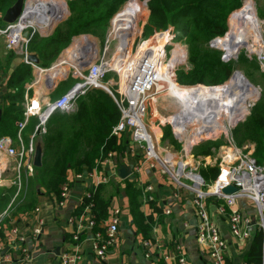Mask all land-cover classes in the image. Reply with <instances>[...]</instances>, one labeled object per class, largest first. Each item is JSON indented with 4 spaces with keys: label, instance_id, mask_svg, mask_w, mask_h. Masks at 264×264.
<instances>
[{
    "label": "built area",
    "instance_id": "built-area-1",
    "mask_svg": "<svg viewBox=\"0 0 264 264\" xmlns=\"http://www.w3.org/2000/svg\"><path fill=\"white\" fill-rule=\"evenodd\" d=\"M29 2L30 0H26L23 12L16 22L0 27V37H4L5 47L21 56L22 61L30 64L36 71L35 77L26 86L27 90L40 84L42 81L40 74L52 69L60 59L59 57L49 67H42L27 59L28 54L31 53L29 42L33 35L39 31L36 26L30 25ZM178 32L168 30L164 33H154L143 43H137L135 51H133L134 43L131 48L125 46L122 54L125 55L126 52V55L120 59V61L123 59L124 63L126 62V66L122 65V71L115 69L112 65L116 52L112 60H106L103 56L95 57L85 70L76 66L73 85L58 98L48 101L44 108L33 106L26 94L24 118L18 123L17 139L13 140L10 136L5 135L0 137V182L11 170L13 172L11 185L16 188L11 204L25 194L26 179L23 171L25 170L27 174L34 172V154L37 146H41L40 140L47 132V122L51 115L55 112H74L78 99L92 88L109 89L112 92L107 81L110 73L115 71L119 75V80L116 83V93L112 94L121 111V117L113 127L111 136L118 142L124 139V136L129 139L130 144L127 147V152L136 158L131 167V172L134 175L139 174L145 167L159 169L179 190L190 195L192 209L197 219L195 224L196 239L200 246L208 250L210 264H227L228 242L222 235L218 223L212 217L209 203H213L217 213L226 219L228 230L235 239L247 242L252 239L254 228L251 223L253 220L256 221V227L262 229L264 234V163H258L254 158L252 144L238 146L235 143L231 135V129L235 124L229 128L228 132H224V144L219 148H213L211 155L198 156V159L195 160L192 154L194 145L192 144L190 148L185 146L186 140L181 134L179 125L176 127L174 125L176 123L164 121L154 114V107L160 101L153 100L155 92L165 81L170 80L168 78L170 73L182 63L181 61L173 66L169 65L170 61L167 62L170 56L174 59V51L178 44L181 45L179 48L181 52L185 50L184 45L176 41ZM174 34H176L174 39H170ZM257 59L258 66L264 70V50L258 54ZM123 71H131V73L123 75ZM109 82H112V79ZM3 85L0 81V95ZM31 117L38 118V123L29 142L26 143L21 134ZM167 125L170 126L175 139L183 144L180 152L174 149L169 139H164L163 129ZM155 127L161 129L160 136L156 135ZM220 133L214 137L218 138L221 136ZM98 163L94 168L84 169L61 184L60 193L56 198L57 207L62 208L66 205L71 188L76 182L86 184L83 201L85 197L89 198V190L92 186L108 184L112 180L119 179L120 159L116 150L106 152ZM208 166H217L219 169L217 177L209 182L200 172L202 168ZM228 185H234L237 190L230 194H224L222 190ZM141 188L143 202H154L155 185L146 183ZM240 199L253 203L256 208V218H252L237 207V202ZM165 212L169 214L172 209L166 208ZM7 213V209L0 213V224L4 221ZM120 216L121 209L112 208L108 218L101 223L100 229L93 231L96 216L91 212L90 205H86L83 214L70 219L74 228L72 247L60 254V264H82L85 255L80 245L82 230L91 231L93 251L96 256L101 259L106 258L117 243ZM183 225L188 227L190 224L184 222ZM40 229L41 226L37 227L34 230V235L40 234ZM25 238V234L20 232L17 225L11 227L8 241L15 246L19 245L18 264H32L33 261L31 250L25 246ZM143 245L145 248L152 246L149 240H145ZM174 251L178 264H189L181 242L175 244ZM146 255L151 256L150 253H146ZM11 260V254L6 251L4 244L0 243V264H8Z\"/></svg>",
    "mask_w": 264,
    "mask_h": 264
},
{
    "label": "trees",
    "instance_id": "trees-1",
    "mask_svg": "<svg viewBox=\"0 0 264 264\" xmlns=\"http://www.w3.org/2000/svg\"><path fill=\"white\" fill-rule=\"evenodd\" d=\"M15 1L0 0V27L5 25L2 20L3 14ZM58 1L63 4L62 0ZM125 1L68 0L69 17L58 24L48 36H41L36 32L29 42V50L38 54L42 67H49L75 36L98 35L99 31L104 33L105 22L110 20ZM142 2L143 4L139 3L147 12V3L146 1ZM126 4L123 10L127 9L134 15L137 23L138 3L135 0H129ZM242 4L243 0L149 1L150 17L145 26L146 36L168 29L170 25H173L188 37L189 60L193 67L191 72L196 84L185 85L176 81L182 90L192 96H198L196 98L200 100L210 94L217 97L220 91L218 88L229 80L228 78L236 67L233 70L232 62L222 60L219 51L205 47L204 44L207 40L218 37L217 40L226 34L227 19L234 11L230 17V30L226 35L231 33L234 18L244 12V4ZM79 40L74 41L73 44ZM15 57H17L16 53L10 50L7 61L10 62ZM17 63L18 65L9 74L5 88H2L0 95V109L2 110L0 137L10 136L13 140L17 139L18 123L24 118L26 92L31 94L30 89H26V84L33 78V67L30 64L25 63L22 59ZM72 81L75 82L74 79ZM66 89L62 86L56 89L53 99L64 94ZM120 117L121 111L114 97L103 88H92L81 96L74 112L53 113L47 122V132L40 140L43 151L42 165L35 168L38 185L48 195L57 198L61 184L71 178L70 172H73L72 176H74L84 169H92L99 164L98 162L106 152L110 150L122 151L126 147L127 140L121 139L118 142L111 136L112 129ZM37 123L36 117H31L26 128L22 131L21 135L26 143L29 142V135L35 130ZM163 132L164 139H169L172 145L176 142L177 144H175L181 147V144L173 136L169 125L164 127ZM231 135L238 146L253 144L254 158L258 163H264V93L250 108L247 116L231 129ZM204 143H209L207 150L209 154L213 152V148L211 149L213 144L215 147L220 144L215 140L202 141L199 144ZM200 172L209 182L217 177L219 169L217 166H208L202 168ZM128 184L133 222L138 232L148 237L153 220L151 216H147L141 211L142 188L135 187L133 183ZM105 185L92 186L89 190V198L85 197L74 212L75 216H79L85 212V206L90 205L91 212L96 216L93 231L100 229L101 223L108 218L110 202L102 194ZM15 190L0 188V213L6 210L4 207L10 201ZM32 194H35L34 189L29 185L26 195L29 197L22 203L23 207L31 209L35 206ZM150 203L155 205L154 202ZM156 209L160 210L158 207ZM263 246V231L256 227L251 246L244 255L245 263L263 264Z\"/></svg>",
    "mask_w": 264,
    "mask_h": 264
},
{
    "label": "crops",
    "instance_id": "crops-1",
    "mask_svg": "<svg viewBox=\"0 0 264 264\" xmlns=\"http://www.w3.org/2000/svg\"><path fill=\"white\" fill-rule=\"evenodd\" d=\"M9 51L10 50L5 47L4 40H2L1 37L0 81L4 84L3 88H5L6 80L12 69L18 65L17 62L21 59V56L16 54L17 57L8 62L7 56ZM52 69H49L46 73H41L40 78L46 80ZM35 75L36 72L34 71L33 78ZM46 83L48 84L49 80ZM55 83L56 82H50V84L46 86L49 87ZM39 85L40 84H37L30 89L31 94L27 92L26 94H28V98L33 106L36 108H44L48 100L42 99L40 94L45 92V89H43L41 93L34 91ZM55 86H57V84H55ZM3 91H5V89H3ZM155 128L156 135L160 136L161 129ZM124 137V139L127 140L126 147L122 151H117V154L120 163L125 164L131 170L136 158L127 152L130 141L126 136ZM252 150H254L253 144ZM23 172L24 178L27 180V182L25 180L27 188L29 189L30 185V187L34 189L35 194L31 196L35 200V206L31 209L23 207L22 203L29 197H26L28 194V192H26L11 204L15 194L13 193L10 201L4 207L8 210V213L4 221L0 224V243L4 244L6 251L11 254L12 260L8 264H18L17 259L19 257V245L15 246L12 242L8 241L10 229L13 225H17L20 232L25 234L26 238L24 243L32 252V264H60V254L64 250L72 247V233L74 228L70 219L75 216V209L82 201L86 184L80 182L73 184L66 205L61 208L56 206L55 196L48 195L46 191L38 185L35 174H27L25 170ZM72 173L73 172H70V177ZM12 176L13 172L11 170L8 171L4 176L5 179L0 182V188L13 189L14 191L15 187L11 185ZM128 183H133L135 187H142V185L146 183H153L155 185V205L143 202V197L141 199V211L144 212L145 215L151 216L153 220L152 229L148 237L138 232L133 222L130 209V197L128 195ZM102 194L109 199L110 202L108 215L112 208L121 209L117 243L106 258L101 259L96 256L93 251L91 231L82 230L80 245L85 253L82 264H178L174 254V247L177 242H181L189 264H210L208 250L200 246L196 239L195 224L197 219L192 209L190 195L183 190H179L159 169H149L145 167L139 174L134 175L131 173L126 179H122L119 176V179L112 180L105 185ZM156 207L160 208V210L156 209ZM237 207L252 218H256V208L251 201L240 199L237 202ZM166 208H171L172 212L166 214ZM209 209L213 219L218 223L222 235L228 242L227 264H246L244 255L249 250L252 239L248 242L235 239L228 230L226 219L217 213L213 203H209ZM39 222L42 223L40 224ZM184 222H188L190 225L184 227ZM39 226H41L40 234L34 235V230ZM254 234L255 229L253 230V236ZM145 240L151 242L152 246L150 248L144 247L143 244ZM57 251L58 253H56ZM146 253H150L151 256H147Z\"/></svg>",
    "mask_w": 264,
    "mask_h": 264
},
{
    "label": "rangeland",
    "instance_id": "rangeland-1",
    "mask_svg": "<svg viewBox=\"0 0 264 264\" xmlns=\"http://www.w3.org/2000/svg\"><path fill=\"white\" fill-rule=\"evenodd\" d=\"M54 1L57 2L58 6H59V8L61 10L64 8L62 5L64 4V6H65V1L68 3V0H62L63 4L60 1H58V0H54ZM135 1L138 3V6H137V11H138L137 12V18H138L137 19V23H136V18L134 17V15H132L127 9L123 10L125 5H127L126 3L129 2V0H126L121 5V7L117 10V12L110 18V20H107L105 22V24H104V33L99 31L98 35L81 34V35L75 36L72 39V41L70 42V44L61 52L59 57H61L65 53L66 49H69L70 47L74 46L75 44H78V43H81V42H84V43L85 42H91L92 45L94 46V51H93V54H92L91 58L93 57V59H94L95 57H102L103 56V58L106 59V60H112V57H113V55L116 52V54L117 53L118 54L117 55L115 54V56L113 57V63H116V65L113 66V67L115 69L119 70V71H122V65L126 66V62L124 63L123 59L120 61V59L123 58L124 54H122V51L118 52L116 50V47L119 44V40L116 38V36H113L115 34L113 32V23H112V21L116 17L117 14H120L123 11H127V13L131 17V21H132V24H133V33H132V36L130 37L131 43H130V47H129V48H131L132 44L134 43L135 47L133 48V51H135V49L137 47L136 46L137 43L138 44L143 43L144 41L148 40L154 33H157V32L164 33V32H168V30H173V31L176 30L177 32L179 31L178 32L179 34H178V37L176 38V41H179V42L182 43V45H184V48L186 50L185 51L186 52L185 57L182 59V63L177 65L174 68V70L171 72V74H170L171 76L170 77L168 76V78L171 80L172 84H169V82L165 81L163 83V85L161 87H159L157 90L160 91L162 89L169 88V87H172V86L181 87L179 84L176 83V81L181 82V83H183L185 85L196 84V82L194 80V75L191 72L193 67H192V64L190 63V60H189L190 51H189V44H188V40H187L188 37L185 34H182L181 31L176 29L173 25H170L168 29L156 31L153 34H151L149 36H146V34H145V26H146V24H147V22L149 20V17H150V9H149V1L150 0H135ZM142 1H146V3H147V12H146L145 9L143 10V8L141 7V5L139 3V2H142ZM243 4H244V12L240 16H238L237 18L235 17L236 19L234 18V23H233V27L231 29V33L233 31L235 22L240 17H247L248 19L256 17V18H259L262 21L263 39H264V0H243ZM65 8L67 10L66 6H65ZM65 13H66V11H65ZM65 13L63 14L65 17L62 15L64 17V19L61 22H59L58 24L62 23L63 21H65L69 17V13L68 14L66 13L67 15ZM232 13L229 15V17L227 19V27L228 28H227L226 34L230 30V17L232 15ZM57 25L55 26V28L57 27ZM48 29H50V28H47L46 31ZM40 31H37V32L40 34L41 33ZM52 32H53V30L50 31V32H43L40 35L41 36H48ZM193 32H195L194 29H193ZM231 33L228 34V35L225 34L226 36L224 35L221 38L217 39L215 41L216 46L212 43V40H214L215 38H218V37H214V38H212L210 40H207L205 42L204 46L208 47V48H210L212 50L219 51L220 55H221V59H222V57L225 54V50H227L226 37H229L231 35ZM0 39H1V37H0ZM79 39H82V40H79ZM88 39H91V41L88 40ZM2 40H4V37H2ZM76 40H79V41H77V42H75L73 44V42L76 41ZM262 46H263L262 50H264V43L259 45V47H262ZM125 55H126V52H125ZM257 56H258L257 52L250 53V52H248L247 48L244 47V48L241 49L238 57H236V58L233 57V58L229 59L228 61L232 62L233 70L236 67V69L234 71H236V70L241 71L256 87H258L259 92L262 95V93H264V70L260 66H258ZM59 57L54 62H56L59 59ZM81 57L86 60L87 58H90V55L88 53H84V54H82ZM169 58L167 59V62H168ZM85 60H83V61H85ZM113 63H112V65H113ZM76 66L78 67L79 65H77L76 63H73V62L62 63L60 65V73L58 75V79L56 78L57 80L55 79V81H54V82H56L55 84H57V86H55V84H53V85H50L49 87H47L46 85H49L50 81L47 84L46 82H48V78H46V80L43 79L42 82L40 83V85H39L40 90L37 87L38 89L36 88V89H34V91H37V92L41 93V92H43V89H45V92L41 93L40 96L42 97V99H45V100H48V101L52 100L53 99V94L55 93V91H56V89L58 87L62 86L64 88L68 89L73 84L72 79L75 80L74 77H75V67ZM34 71H35V69H33V72ZM131 71L130 72H124L123 71L122 73H123V75H126L128 73H131ZM111 79H112L113 83L109 82ZM118 80H119V75L115 71L111 72L109 77H108L107 83H108L109 88L112 90V93L113 92L116 93V90H117L116 83L118 82ZM222 87L218 88L220 91H219L217 97H215L214 94H210V95L205 96V98H208L210 96H214L215 97V102L219 103L220 108L223 111L224 100H223L222 94H221ZM52 88H54V89H52ZM214 90H217V89H214ZM207 93H209V92H207ZM196 97H198V96H194V98H196ZM182 106H183V99L182 98H179V97L173 96L171 94H168V95L164 96V98L160 99V101H158L156 103V106H155L154 109H155V112L157 111L158 116H160L163 120L167 121L168 119H171L172 117H175V116H178V115H181L182 117H184V115L187 112H186V108H183ZM199 115H200V112L197 109V110L193 111V113L186 115L181 122L177 123V125H179L180 123L181 124L185 123V124H187L189 126L190 129H192L197 124ZM165 117H169V118L165 119ZM151 118H153V117L151 116ZM36 119L38 120V118H36ZM154 122H155V120H154ZM224 132H228V130L222 129V130L219 131L221 136H219L218 138H216V137H214V138H206L203 141L215 140L216 142H220L218 147H215L214 144L211 146V149L212 148H219V146H221L225 142ZM216 134H213V135L215 136ZM30 136H31V133H30ZM175 143L173 144L174 149L176 151L180 152V149H182L181 147H182L183 144L180 143L181 147H180V145L178 147L176 145L177 143L176 144ZM198 144L199 143L194 145L193 149H192L193 158L195 160L198 159V156L205 157V156H208V155L212 154V153L209 154V152H207V150L209 149V143H207V144L204 143V144H199V145ZM32 174L36 175V170L35 169H34V172ZM26 182H27V180H26ZM24 191H25V193L28 192V188H27L26 184H25Z\"/></svg>",
    "mask_w": 264,
    "mask_h": 264
},
{
    "label": "bare ground",
    "instance_id": "bare-ground-1",
    "mask_svg": "<svg viewBox=\"0 0 264 264\" xmlns=\"http://www.w3.org/2000/svg\"><path fill=\"white\" fill-rule=\"evenodd\" d=\"M140 3L143 4L142 2ZM29 4L30 12L28 13V16L30 17V25L36 26L38 30H41H39L40 32H46V29L52 27L51 24H54L57 18L63 17L65 11L67 13L64 4L62 5L64 8L61 10L57 2L54 0H30ZM48 8L53 9L56 15L50 16L49 14H46L45 11L47 12ZM112 23L113 32L115 34L113 36H116L119 40L117 51L120 52L125 46L130 47V37L133 33V24L127 11L117 14ZM174 36L175 34L172 35L170 39H174ZM88 40L91 41V39ZM215 41L216 38L213 42L215 43ZM262 43H264L262 21L256 17L251 19H248L247 17H240L235 22L231 35L226 37L227 50H225V53L227 56H231L233 58L236 56V52L241 50L239 47L245 45L248 52H257L259 54L263 51V46L259 47ZM180 46L181 45L178 44L174 51V59L170 56L168 60V62L170 61L169 65L175 66L185 57L186 52L185 50L181 52V50H179ZM93 51L94 46L91 42H81L75 44L69 49H66L65 53L60 57L58 63L48 74V80L50 82H54L56 78L58 79L60 65L62 63L73 62L79 65L80 61L85 60L81 57L82 54L88 53L91 57ZM115 65L116 63H113V66ZM170 76L171 75H169V77ZM167 82L172 84L170 80ZM258 93V87H256L241 71L236 70L232 73L228 82H226L221 89L222 98L224 100L223 111L221 110L219 103L215 102L214 96L199 100L182 90L181 87L176 86L156 91L153 100H160L168 94L182 98V107L186 108L187 112L184 117L193 113V111L197 109L199 110L200 115L198 117V122L192 129H190L185 123L179 124L181 134L186 140L185 146L190 148L195 141L202 137L207 138L210 135L214 136L213 134H216L217 132L219 133L222 129L229 130V128L232 127L239 118L242 116L244 117L245 114L248 113L249 101L251 98L257 97ZM154 114L158 117L155 110ZM184 117L178 115L168 119L167 121L176 123L174 125L177 127V123L181 122Z\"/></svg>",
    "mask_w": 264,
    "mask_h": 264
},
{
    "label": "water",
    "instance_id": "water-1",
    "mask_svg": "<svg viewBox=\"0 0 264 264\" xmlns=\"http://www.w3.org/2000/svg\"><path fill=\"white\" fill-rule=\"evenodd\" d=\"M25 2H26V0H16V1L14 2V4H13L12 6H10V7L6 10V12L3 14V17H2L3 22H4L5 24H10V23H14V22H16V21L19 19V17L21 16L22 12H23V8H24V6H25ZM65 6L67 7V14H68V13L70 14V11H69V8H68V3H67L66 1H65ZM45 13H46V14H49L50 16H51V15H56L55 12H54V10H53V9H50V8H48V9H47V12L45 11ZM67 14H66V15H67ZM64 17H65V16H64ZM64 17H59V18H57V20L55 21V23H54L53 25L51 24L52 27H50V29H48L46 32H50V31L54 30L55 26H56L59 22H61V21L64 19ZM54 18H55V17H54ZM41 33H43V32H41ZM41 33H40V34H41ZM212 41H213V40H212ZM212 43L216 46V44H215L214 42H212ZM244 47H245V45H242V47H239V49H240V48L242 49V48H244ZM240 51H241V50H238V51L236 52V56H235L234 58L238 57ZM231 58H232V57H231V56H227L226 53H225L224 56L222 57V59H223L224 61H228V60L231 59ZM27 59H28L30 62H33V63H35V64H38V65L41 64L40 57H39L38 54L35 53V52H31V53H29L28 56H27ZM92 60H93V57H92V58H91V57H90V58H87L85 61H80V62H79V66H78V68H80L81 70H85V69L89 66V64H90V62H91ZM105 90L113 96L112 92H111L109 89H105ZM258 91H259V89H258ZM113 97H114V96H113ZM260 98H261V94H260V92H259L257 97H255V98L253 97V98L250 99L249 104H248V113L250 112V108H251V107L254 105V103L257 102ZM248 113H246V114H248ZM246 114H245V116H246ZM245 116H244V117L242 116L241 118H239V119L235 122V125H236L237 123H239L240 121H242V120L245 118ZM1 117H2V110L0 109V120H1ZM215 136H216V135H215ZM212 137H214V136L210 135V136L207 137V138H212ZM204 139H206V137H202V138L198 139L197 141H195V142L193 143V145L202 142ZM42 155H43L42 146L38 145L37 148H36L35 154H34V165H35V167H40V166L42 165ZM131 173H132V172H131V170L128 168V166H126L125 164L119 163V176H120V178H122V179H126V178H128V177L131 175ZM236 190H237V188H236L234 185H228L227 187L223 188L222 192H223L224 194H230V193L235 192ZM251 224H252L253 228L256 229V221L253 220ZM56 253H58V251H57Z\"/></svg>",
    "mask_w": 264,
    "mask_h": 264
}]
</instances>
